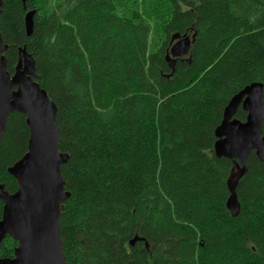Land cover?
I'll return each instance as SVG.
<instances>
[{
    "label": "trees",
    "instance_id": "1",
    "mask_svg": "<svg viewBox=\"0 0 264 264\" xmlns=\"http://www.w3.org/2000/svg\"><path fill=\"white\" fill-rule=\"evenodd\" d=\"M0 34L10 74L26 47L58 108L67 264H264V164L251 154L233 217L232 162L214 152L231 98L264 85V0H4ZM176 34L195 39L173 71ZM29 139L26 117L11 114L0 146L9 193ZM17 247L7 236L0 260Z\"/></svg>",
    "mask_w": 264,
    "mask_h": 264
},
{
    "label": "water",
    "instance_id": "2",
    "mask_svg": "<svg viewBox=\"0 0 264 264\" xmlns=\"http://www.w3.org/2000/svg\"><path fill=\"white\" fill-rule=\"evenodd\" d=\"M3 4L4 0H0V14ZM34 15L35 11H30L25 17L28 36L33 33ZM194 39L195 35L173 36L166 56L173 71L177 59L190 54ZM7 50L0 34V146L8 119L14 113L26 117L30 139L26 154L9 168V173L18 181V190L9 193L0 185V200L4 203L0 246L7 236L18 242L15 257L3 258L0 264H67L61 217L71 193L61 168L69 155L60 152L58 108L48 92L35 81L36 62L26 47L19 48L18 64L12 75L7 70ZM240 107L247 112L245 121L235 117ZM263 126L264 85L254 82L231 98L215 130V155L232 162L227 181L230 192L227 208L233 217H238L241 211L237 190L249 172L251 154L254 152L264 164ZM139 240L142 239L136 237L131 244Z\"/></svg>",
    "mask_w": 264,
    "mask_h": 264
}]
</instances>
